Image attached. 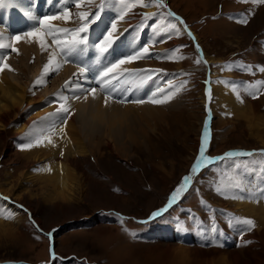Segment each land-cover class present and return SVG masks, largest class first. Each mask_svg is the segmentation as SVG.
I'll return each instance as SVG.
<instances>
[{
    "label": "rangeland",
    "instance_id": "rangeland-1",
    "mask_svg": "<svg viewBox=\"0 0 264 264\" xmlns=\"http://www.w3.org/2000/svg\"><path fill=\"white\" fill-rule=\"evenodd\" d=\"M163 1L190 23L187 28L197 35L196 43L180 22L166 21L168 15L163 8L157 9L161 14L157 26L150 31L153 34L149 39L139 38L147 36L143 31L144 24L150 26L152 20L144 19L147 12L139 5L125 9L123 5L114 3L105 7L101 17L104 12L113 11L116 15L110 18V23L126 26L121 33L122 41L118 40L114 45L119 43L128 47L131 38L134 43L139 38L137 46L149 49V56L141 59H148L149 76L153 75L157 89L154 94L144 91L142 99H160L165 93L179 91L167 103H162L165 105L160 107L162 110H156V116L143 117V123L136 126V130L145 127L147 132L136 131L137 140L134 139L132 144L121 148L112 141L102 140L100 135L85 141L91 151L70 158L73 163L76 162L73 166L81 176L73 187V198L64 200L56 197L50 185L30 174L32 170H41L40 174L46 169L51 171L58 157L51 164L44 161L38 166L35 154L28 157L31 152H26L29 148L25 146L31 144L27 141L30 140L28 131H33L34 123L45 122L44 112L36 115L38 109L34 108L24 113L27 106L18 109L17 114H11L4 134L0 133V219L9 223L5 226L7 229L0 231V264H264V213L255 210L256 207L264 210V155L260 152L264 150V95L256 91L260 96L255 99L248 97L247 100L241 97L245 95L243 88L239 89L241 96L233 90L231 80V76H237L239 68H248L246 62L252 67L256 63L255 75L249 79L260 73L264 75L259 68L264 67V3L251 0ZM100 2H85L79 9L71 0L68 4H61V8L70 9L73 19L59 24V28L79 27L76 14L80 11L95 13ZM128 3L125 0V4ZM125 10L127 14L124 18L114 21ZM219 11L221 15L217 16ZM24 12L19 17L17 30L20 32L24 31L27 23ZM245 19L247 24L242 23ZM96 24H99L98 21ZM171 24L180 28V35L175 34ZM126 28L129 35L125 36ZM138 28L141 31L133 33ZM156 52L164 54L154 57ZM115 54L118 58L123 57L122 51V55ZM18 57L16 53H11L7 63L13 70L5 69L3 72L17 77L25 86L26 93L33 98L35 96L37 103L32 105L40 107L43 100L56 96L62 101L53 112L62 108L71 111L67 105L71 102L67 91L73 89H62L54 83L63 70L43 75L42 68L35 74L36 66L33 64L36 59H33L29 63L30 67L33 66L31 70L22 72L16 68ZM46 58H42L43 61ZM197 59L206 63L197 64ZM45 65L42 64V67ZM37 78L43 83L36 84ZM261 82H264V76L258 87H264ZM77 83V88H82ZM209 88L214 92L211 101ZM59 92H62L61 97ZM78 92L83 93V90ZM40 108V111H46L47 106ZM70 116L80 127L78 116L74 112ZM207 122L209 144L206 156L216 159L227 151L236 150L253 152L254 155L245 159H217L216 163L202 164L193 173ZM41 128L48 131L53 141L59 134L58 127L50 122ZM86 133L83 131V134ZM72 150L76 151L75 148ZM189 175L192 179L185 193L183 191L181 199L159 217L160 220L149 224L141 222V217L161 205V208L165 207L171 193ZM217 187L224 190L223 195L217 192ZM234 187L235 191L229 193ZM239 192L243 194L239 195ZM246 203H252L253 209H248ZM6 206L8 210L2 215ZM9 214L11 218H6ZM233 214L251 219L255 224L241 236L237 246L202 248L203 245L178 243L162 234L163 226L173 224L176 219H181L186 224L185 230L190 231L195 224L193 220L204 224L215 219L223 223L227 218L232 224L237 219ZM19 217L23 221H18ZM47 232H51L53 241L47 240ZM49 250H55L57 254L56 258H50L51 262L48 261Z\"/></svg>",
    "mask_w": 264,
    "mask_h": 264
},
{
    "label": "bare ground",
    "instance_id": "bare-ground-1",
    "mask_svg": "<svg viewBox=\"0 0 264 264\" xmlns=\"http://www.w3.org/2000/svg\"><path fill=\"white\" fill-rule=\"evenodd\" d=\"M24 9H25V4L22 0H15V2L11 0H4L3 6H0V33L3 34L4 41L9 39L10 36L13 34L11 33V29L13 30V32L17 31V28L19 27L18 22H19L20 13L24 12L23 11ZM64 22L65 21L63 20H55L52 21V24L57 27L59 26V24H63ZM118 27H121V29L119 30L118 28V32L116 33V35L119 36L118 40H121V38L123 37L121 36L122 35L121 33H123L125 28H123L124 26H120V25ZM186 30L188 32L190 31L188 28H186ZM191 34L197 40V35L194 34L193 32H191ZM48 43L51 45L48 51H42L37 42H28L27 39L17 43L16 47L19 49V54L16 55L19 57L16 59V61L18 62V66L16 68L18 70L20 69L22 72L26 70L29 72L33 66H36L34 72L35 74H37V72L40 69L44 68L42 67V64H47L49 56L53 51H56L57 49L56 46L52 44L51 37H49ZM124 45L126 44L122 45L117 43L116 45H114L115 46L114 52L121 54L122 51L121 46ZM126 48L127 49L130 48V46ZM127 54L128 52L125 51V55ZM105 56L108 57L107 54H105ZM42 58H46L45 61H43ZM97 58L98 57L96 53L92 50H88L83 55L79 56L76 60L72 62L73 64L63 63L62 61L63 57H58V59L61 61L62 64L59 70H63V71H61L62 73L60 72V76H59L60 78L59 79L57 78L58 79V80L56 79L57 82L55 80L54 83H58L60 85L62 80L64 81L66 79H69L68 81H70L71 83L68 85V88L70 87L73 88L74 86L77 87L76 82L79 79H84V81L86 82L85 87L80 88L81 90H83V93L77 92V89H73L72 91L70 89L67 91V93H69L67 94L68 97L71 98V99L69 98L71 100L70 104H67L71 108V111H68L67 113L64 112L62 109L60 111L58 110L56 113L53 112V109L57 106V104H59V102L57 101L58 99L54 97H50L47 100H43L41 102L40 107L47 106V108L46 111L43 110L40 111L41 109L40 107H36L35 105H32V103L36 102L35 96L33 98L31 94L26 93L25 86L22 85L21 81H19L17 77L9 76L5 72L0 73V133L4 134L3 131L8 126L9 118L11 114L12 113L17 114L18 109H23L24 107L29 106L28 109L27 108L24 109V113H27L29 112L30 109H34V108H36V110L38 109L36 111V115L40 114L41 112L42 113L44 112L45 122H37L39 123L38 125H36L37 123H34L35 126H32L33 131L32 132L28 131L29 132L28 136L30 137V140L27 141H30L32 146H34L35 148L31 147L29 148V151L26 152L27 153L31 152L27 154L28 157L30 155L35 154L34 157L36 161L35 164L38 166H41V163L42 162L44 163V161H49L51 164L52 163L51 161L54 160L55 157L58 156L59 158L57 157L56 159L57 161H55L56 165L54 166L50 165L52 167L51 171L46 169V172L44 171L43 174H40L41 170L40 171L32 170L30 174L33 178H38V179L42 178L41 180L44 181L45 185L46 184L50 185V188L52 189L53 193H55V196L62 198L64 200H70L71 198H73V187L75 186L77 181L80 180L81 177L79 176V172L73 166L76 164V162L73 163L70 160V158L81 155L83 156L91 151L89 146L85 143V141L88 138L89 139L95 138L97 135H100L99 137L103 138L102 140L106 139L108 143L112 141L114 144L119 145L121 148L122 147L124 148L129 143L132 144L133 140L137 138L136 131L140 130L147 132L145 127H141L138 128V130H136V126H138L140 123H143L142 122V119H144L143 117H145L146 115L151 117H153L154 115L156 116L155 114L157 113L156 110L160 109V107H164L165 105V104L152 103L151 102V99H153L152 97H147L145 99H142L141 97V94H143L144 91H146L148 94L153 93V91H151L153 90V84H154L153 75L151 77L149 76L150 69H148L147 67V65H149L148 59L147 60L136 59L131 63H125L123 65H120L116 69V74H109L114 78H112L109 81V84L106 87L99 82L101 77L98 74L102 70L103 65H106L105 63L106 59H102L101 63H97ZM33 59H36V62L34 61L35 64H33V66L30 67L31 64L29 63H32L30 61ZM78 66L89 67L90 71L84 74H80L79 69L77 68ZM142 66H145V68L140 69V67ZM121 72H123L124 74L118 75V73ZM129 73L132 74L130 75ZM90 81L93 82V86L102 85V87L98 90L95 88L96 89L95 98H93V95L91 93V89L93 88L87 86L89 85ZM223 85L226 88H231L224 83ZM113 91H118L117 95L114 96V99L106 96L105 94L106 92L109 93ZM122 93L124 95L121 97L120 94ZM128 95L131 96V100L127 99ZM77 96L79 97V99L76 98ZM172 97L174 98V96ZM106 99H107V105L105 104ZM136 100H144L145 102L142 104L132 102ZM229 101H231V103L234 104L231 98H229ZM238 109L241 110V108ZM60 112L62 113L60 114ZM73 112L76 114V116H78V120L81 123L80 127H78V125H75L72 117L70 116V113L73 114ZM49 122L53 126L56 125V127H58L57 129L59 134L54 141L51 138H49L48 131L43 130L41 128L43 127L44 124L49 125ZM83 131L88 133L83 134ZM83 136L87 138H82ZM49 140L51 142H49ZM62 140L63 141L65 140L66 142L61 146L60 144L63 142ZM136 140L135 142H137ZM37 141H39V143H37ZM74 148L76 149V151L72 152L73 151L72 149ZM61 156L62 158H60ZM246 194L248 195V193ZM3 196H5V194L2 195V197ZM246 204H248L247 205L248 209H253L254 206L253 207L251 206L252 203H246ZM259 204L260 206L262 205L261 203ZM243 205L245 207V204H242V206ZM7 210L8 208L6 206L2 211V215L3 213L5 214V211ZM255 210L264 213L263 208H262L263 211H260V207H256ZM255 214L256 213H254V215ZM18 221H23V219L19 217ZM7 224L9 223H5L4 220L0 219V231H4V229H7L5 227L7 226Z\"/></svg>",
    "mask_w": 264,
    "mask_h": 264
},
{
    "label": "snow or ice",
    "instance_id": "snow-or-ice-1",
    "mask_svg": "<svg viewBox=\"0 0 264 264\" xmlns=\"http://www.w3.org/2000/svg\"><path fill=\"white\" fill-rule=\"evenodd\" d=\"M15 2V0H13ZM49 0H45V3H48ZM56 2H60V0H56ZM65 3L68 2V0H64ZM85 2L91 4L93 0H71V3L76 8H81L84 6ZM152 0H150V3ZM254 2L264 3V0H254ZM4 0H0V6H3ZM114 3H119L124 6L125 9L133 8L136 6H143L147 7L149 4L144 3V0H130V3L125 4V0H101L100 4L97 5V11L95 13H92L91 11H80L76 14V18L80 21V25L77 28H59L52 24V21L55 20H63L65 22L71 21L73 19V15L68 7H63L60 9L57 13H51V14H44V15H33L31 11L27 12L26 15L30 18L36 21L35 25L31 27L30 30L25 31L23 34H12L8 40V42H5L3 39V34L0 33V50H8L4 54H0V73H2L5 69L7 70H13L11 69L10 65L7 63L8 56L11 55V53L19 54V49L16 47V44L24 41L27 39L28 42H37L39 44V47L42 51H48L51 45L48 43L49 37H51L52 44L56 45V48L58 51H53L51 55L49 56L48 62L44 67L43 75H49L52 72H57L59 68L62 66L61 61L58 59V57H63V63H69L76 60L79 56L83 55L86 51L92 50L97 55V63H101L102 59H107L105 54L110 56L112 53L110 49H112L113 45L116 43V41L119 39V36L116 35L118 32L117 24L115 22L110 23L109 28L105 30L104 34L99 38V40L95 42L89 41V32L91 29V26L96 24L97 21L101 19V13L105 10V7L108 5H112ZM156 6L163 8L165 5L160 2V0H155ZM38 7L35 0L29 5V9ZM127 14V11L121 12L118 17L115 19H123L124 15ZM168 15L175 16V13L169 12ZM150 14H144V19H149ZM176 20L180 22V24H184V22L179 18L176 17ZM242 23L247 24L248 21L245 19L242 21ZM171 29L175 32L176 35L181 34L180 28H178L175 24H171ZM185 29L187 28L186 25H184ZM189 36H191V32L189 31L187 33ZM34 38V41H33ZM171 38V36H169ZM197 47H199L197 45ZM177 50H173V52H176ZM149 56V49L145 47H141L136 49L134 52L129 53L128 55L118 58L116 60L110 61L106 65H103L102 70L98 73L101 77L100 83L107 87L109 84V81L114 78L113 76H110L109 74H116V69L125 63H131L136 59L141 58H147ZM197 64L200 63H206V61H201L200 59H197L195 61ZM90 71L89 67L81 66L79 69L80 74H84L86 72ZM261 72H264V67L260 68ZM124 73H118V75H123ZM130 75L132 73H129ZM43 83L42 80L38 79L36 81V84ZM71 82L66 81L65 87H67ZM206 83H209L206 81ZM264 83V82H261ZM235 90V88L233 89ZM110 91V89H109ZM179 91V89L174 90L170 95L168 93H165V95L160 99H151V102L154 104H162L167 103L169 99L172 98L176 94V92ZM95 92L96 89H91V93L93 95V98H95ZM208 96L209 100L211 101V89H208ZM79 99V97H76ZM253 98H255V94H253ZM133 103H144V100H136L132 101ZM105 104L107 105V99L105 100ZM64 112H68L69 110L67 108H62ZM49 142H51L49 140ZM39 143V141H37ZM209 144V131L207 128V124L205 125V131L203 132L202 137V146L199 151V156L194 163V166L192 168V172H197L198 169L201 168L202 164L210 163L214 158L205 157V150L207 149ZM25 147L31 148L32 144H28ZM261 154L264 155V150H260ZM253 152H243V151H231L225 154V156L220 157L221 160L228 159V158H234V157H240V156H253ZM192 176H186L183 178V182L181 185L177 187V189L173 192L172 196L170 197L169 204L164 209L158 210L157 212L152 214V218H155L157 216L162 215L164 212L168 210V207L172 206V203L176 201L177 196L183 192L189 185V182L191 181ZM239 185H237L238 187ZM217 192L220 194H224V190L217 187ZM237 198V197H233ZM4 199H7L6 197ZM22 207V206H21ZM6 218H11V215L9 214ZM244 224L248 225L249 227H255L254 221L251 219H246L243 221ZM51 235V233H49ZM39 238V237H37ZM53 258H56L55 252L52 253Z\"/></svg>",
    "mask_w": 264,
    "mask_h": 264
}]
</instances>
